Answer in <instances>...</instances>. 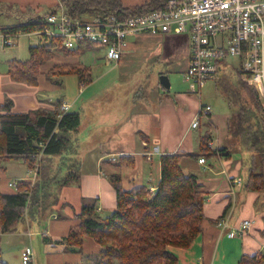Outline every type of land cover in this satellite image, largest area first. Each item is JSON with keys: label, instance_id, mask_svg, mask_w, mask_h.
Instances as JSON below:
<instances>
[{"label": "trees", "instance_id": "obj_1", "mask_svg": "<svg viewBox=\"0 0 264 264\" xmlns=\"http://www.w3.org/2000/svg\"><path fill=\"white\" fill-rule=\"evenodd\" d=\"M165 1L145 0L127 7L120 0H60L58 6L45 15L27 17L16 25L1 28V31L4 36H13L42 30L46 15L60 5L71 16L112 13L126 17L159 9ZM2 8L0 4V12ZM60 41L51 38L48 43L30 46L28 59L8 61L7 74L16 82L35 85L40 67L51 56L56 42V50L66 56L80 55L89 45L81 43L78 48L67 50ZM69 74L75 75L79 84L91 81L90 67L82 62L54 63L46 73L48 78ZM234 74L242 75L237 70ZM216 82L217 91L230 106L227 135L250 152L247 163L244 162V167L247 165L245 186L253 191L264 190V107L259 93L244 78L232 82L219 76ZM158 85L162 87L159 82ZM61 104L58 99L52 109L40 107L26 112H12V101L8 98L0 105V175L5 171L6 162L18 159L23 160L28 170L34 171L31 180L14 181V193L0 190V233L13 232L22 221L47 216L60 202L62 189L79 184L82 163L76 158L73 134L80 125V113L62 111ZM209 138L208 134L200 138L195 153L176 151L159 155L160 178L153 189L146 184L123 189L118 175L109 176L115 190V208L100 215L96 199L84 200L76 214L77 223L64 236L67 245L81 247L83 239L90 238L101 247L99 258L86 257L84 259L88 261L84 264H177L178 259L170 248L189 247L201 232L203 205L207 197L196 176L183 172L180 161L183 156L218 154L228 158L231 155L226 146L210 149L207 146ZM118 161L119 165H133L132 156H119ZM71 250L81 252L80 249ZM33 256L31 249L29 261H33ZM0 264L7 262L0 258ZM238 264H264V254H243Z\"/></svg>", "mask_w": 264, "mask_h": 264}, {"label": "crops", "instance_id": "obj_2", "mask_svg": "<svg viewBox=\"0 0 264 264\" xmlns=\"http://www.w3.org/2000/svg\"><path fill=\"white\" fill-rule=\"evenodd\" d=\"M120 1L124 6L133 7L145 0ZM59 3L60 0H0L3 7L0 12V105L6 98L10 99L12 112H26L40 107L52 109L54 102L58 99L62 101V104H68L67 110L71 111L79 112L83 105L80 96L73 97L69 102L63 98L59 80L61 76L48 78L46 75L52 65L43 70L40 67V75L35 85L16 82L7 74L8 61L28 59L30 46L48 43L49 39L38 31L16 33L11 37L12 44L4 45L1 28L16 25L25 21L27 17L42 16L40 13L44 9L46 10L45 15ZM161 35L148 33L130 35L121 59L130 49L136 48L138 44H145L149 39H154L159 43L163 38ZM32 37L35 38L34 41L30 40ZM89 46L87 45L85 48ZM181 49L182 47H179L176 51L179 54L178 58H185V65L182 69L184 76L189 62L188 42L183 53H181ZM77 62L81 61L72 63ZM57 63L69 62L57 61ZM226 71H229L227 74H234L235 70L224 68L217 75ZM161 88L165 92L150 90L149 93L140 94L141 102L139 104L145 107L136 108L135 100H132L134 104L131 103L130 111L132 121L135 122L134 129H131V125H125L112 137V139H117L121 134L124 139L114 141L104 149H102L100 141L93 142L94 147L80 151L79 134L77 132L73 134L77 146L76 158H79L82 163L80 181L72 188L66 186L62 189L61 200L53 208L55 212L52 213L54 215L49 222L50 226L43 233L44 239L60 238L57 231L63 233L62 237L65 236L68 229L77 223L76 214L84 200L96 199L97 212L100 215L111 212L115 208V190L108 179L111 175L120 177L123 189H130L142 184H146L152 189L155 188L160 178L159 155L176 151L197 152L200 138L205 135L197 128L201 125V120L204 119L209 129L206 132L211 136L208 142H213V148L228 147L231 150V155L228 158L220 155L182 157L180 164L183 172L185 174L193 173L202 190L207 192L203 205L204 221L201 232L189 247H171L170 251L177 257V264H215L216 261H219L216 264H229L228 257L232 258V264H238V259L243 254L253 255L260 252L264 254V190L253 191L245 186L247 165L244 167V162L247 163L250 152L242 149L238 142L234 144V138L227 135L226 121L230 116V111L223 116L212 115L211 111L209 114H200L199 107L203 104L200 94L193 95L189 90L169 94L166 93L168 89ZM132 97L138 98L136 94ZM149 99H152V102ZM155 102L156 105L153 106ZM79 103L81 104L80 108ZM96 104L100 103L90 101L93 109ZM91 115L95 129H91L87 135L89 141L97 134L101 138L107 136L111 130L116 129L117 124L123 123L126 119L124 115L108 110H100L96 113L93 110ZM195 118L198 120V125L192 128L191 124ZM211 130L218 136L216 141L212 139ZM233 151L240 152V154L234 155ZM148 152H153L150 157L146 155ZM119 156H132L133 165H119ZM201 156H204L205 159L203 164L198 162V158ZM32 178L33 173L27 169L23 160H10L5 163V171L0 175V190L2 193L12 194L15 189L9 185L10 182L20 179L31 180ZM236 178L241 179L240 185L236 184ZM57 212H62L61 221L63 224L53 223L60 217ZM219 218H224L231 228L241 220L249 219L251 227L243 235L228 237L226 235V232L229 231L228 228L222 229L215 224ZM43 246L42 244L41 249L45 255L44 262L54 264V260L48 254L50 249L55 248L56 245L53 244L48 249L46 248V251L43 250ZM69 246L73 249H80L81 252L84 250L80 259H76L73 264L86 263L84 260L86 257L99 258L101 247L93 239L84 238L81 247ZM59 251L65 252L66 249L64 250L61 245L60 249L54 252L56 254ZM36 253V249L33 250V262L38 258Z\"/></svg>", "mask_w": 264, "mask_h": 264}, {"label": "built area", "instance_id": "obj_3", "mask_svg": "<svg viewBox=\"0 0 264 264\" xmlns=\"http://www.w3.org/2000/svg\"><path fill=\"white\" fill-rule=\"evenodd\" d=\"M169 31L187 33L189 62L184 77L192 94L199 95L208 80L227 68L226 58H239V70L255 86L264 107V0H166L159 9L126 17L112 13L71 16L60 5L46 15L45 27L38 32L48 39H60L67 50L81 43L102 47L106 61L118 62L130 35ZM11 37L2 35L4 44L11 45ZM57 46L56 42L53 49ZM68 108V104L61 105L62 111ZM210 111L208 104L199 107L200 114ZM197 125L195 118L191 126ZM207 146L214 149L212 141ZM152 153H146L147 157ZM198 162L203 164L204 157H199ZM235 182L240 185L241 179ZM9 185L15 186V182ZM216 226L228 228L226 235L232 237L247 232L251 221L243 219L231 228L224 218H219ZM21 257L29 261L31 249L25 247Z\"/></svg>", "mask_w": 264, "mask_h": 264}, {"label": "rangeland", "instance_id": "obj_4", "mask_svg": "<svg viewBox=\"0 0 264 264\" xmlns=\"http://www.w3.org/2000/svg\"><path fill=\"white\" fill-rule=\"evenodd\" d=\"M45 12L46 10L44 9L41 11L40 15H44ZM161 36L163 38L159 43L154 39H149V41L143 45L138 44L136 48L130 49L118 62L106 61L103 57L104 49L102 47L89 46L85 48L80 55L75 56H66L59 50L54 49L48 60L42 64L41 70L57 63V61L72 63L80 60L83 64L90 67L91 81L87 84H79L77 77L73 74L63 75L59 79L62 95L66 101L69 102L73 97L77 98L80 96V101L83 102L81 108L80 103L82 102L79 103V112L82 122L77 131L79 134L80 151H86L94 147L95 145L93 142L100 141L102 149H104L105 146L110 145L112 142L124 139L121 134L117 139H112V137L114 133L125 125H131V129H134L135 122L132 121L130 111L131 103L134 104L132 100H135L136 108L145 107L139 104L141 102V93H149L150 90L165 92V90L158 85L160 75L165 74L170 82V87L166 93L174 94L179 91L185 92L189 90V85L184 80L182 72L185 65V58H178L179 54L176 51L179 47H182L181 53L185 51V45L188 42L187 34L182 32L162 34ZM34 39L35 38L32 37L30 40L34 41ZM235 61L238 60L236 58L228 60L231 64ZM227 73H229V71L221 72L219 75H216L213 80H208L201 88V102L210 105L212 109L211 114L215 116H223L230 111L227 99L216 89V79L219 76H223L234 82L238 78H244L243 74L239 76L238 74ZM134 94H136L138 98L132 97ZM242 94L246 96L244 91ZM193 95L197 94L193 93ZM90 101L99 102L100 104H96L93 109L90 105ZM149 101L152 102V99H149ZM155 105L156 102L153 106ZM74 107L76 108V104ZM93 110L95 113L100 110L112 111L124 115L126 119L123 123L117 124L116 129L111 130L107 136L101 138V136L97 134L96 137H93V139L89 141L87 135H89L91 129H95L94 121H92L93 116L91 115ZM201 121L202 123L197 130L209 135V133L206 132L209 129L205 120L202 119ZM211 132L212 139L216 141L218 136L213 130H211ZM194 134L197 135L196 132H194ZM237 142L238 141L234 138V144ZM233 153L234 155L240 154V152L237 151H233ZM72 187L73 185L69 186V188ZM54 212L55 210L39 220L30 222L22 221L13 232L0 233V258L7 262V264H46L44 262L45 255L42 252L41 246L43 244V250L46 251V248L48 249L55 244L56 247L50 249V255L48 254V256H51L54 260V264H73L76 259H80L84 250H82V252L71 250L65 242L64 236L62 237V232L57 231V234L60 236L58 239H44L43 233L46 231L47 227L50 226L49 222ZM61 213L62 212H57V214H60V217L57 221H53V223L63 224L61 221ZM69 218L71 219L72 216L70 215ZM61 245H63L66 251H59L55 254L54 251L59 250ZM25 247H30L32 251L36 249L37 260L34 262H22L21 252ZM172 250H174V248H172ZM84 260L88 261V259ZM227 260L229 264H232L231 257H228ZM216 263H219V261H216Z\"/></svg>", "mask_w": 264, "mask_h": 264}, {"label": "bare ground", "instance_id": "obj_5", "mask_svg": "<svg viewBox=\"0 0 264 264\" xmlns=\"http://www.w3.org/2000/svg\"><path fill=\"white\" fill-rule=\"evenodd\" d=\"M165 33H175V32H172V31H169V32H161V33H157V34H165ZM150 34V33H149ZM187 34V33H186ZM231 59V58H226L224 60L227 68H233L234 70H237V71H240L239 70V64H240V59L239 58H236L238 61H235L233 62L232 64L228 62V60ZM241 72V71H240ZM186 81V80H185ZM187 82V81H186ZM218 155V154H217ZM204 157V156H203ZM83 202V201H82Z\"/></svg>", "mask_w": 264, "mask_h": 264}, {"label": "water", "instance_id": "obj_6", "mask_svg": "<svg viewBox=\"0 0 264 264\" xmlns=\"http://www.w3.org/2000/svg\"><path fill=\"white\" fill-rule=\"evenodd\" d=\"M159 83L165 89H169L170 87V82L165 74L159 76Z\"/></svg>", "mask_w": 264, "mask_h": 264}]
</instances>
